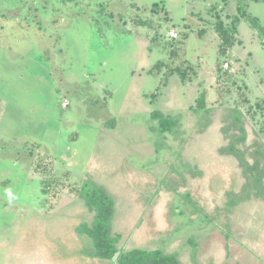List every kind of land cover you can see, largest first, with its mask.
<instances>
[{"label": "rangeland", "instance_id": "obj_1", "mask_svg": "<svg viewBox=\"0 0 264 264\" xmlns=\"http://www.w3.org/2000/svg\"><path fill=\"white\" fill-rule=\"evenodd\" d=\"M134 249L264 264V0H0V264Z\"/></svg>", "mask_w": 264, "mask_h": 264}, {"label": "trees", "instance_id": "obj_2", "mask_svg": "<svg viewBox=\"0 0 264 264\" xmlns=\"http://www.w3.org/2000/svg\"><path fill=\"white\" fill-rule=\"evenodd\" d=\"M243 9L238 8V12L243 15ZM239 19V18H238ZM235 21H237L234 18ZM217 32L221 40L222 52L226 53L228 49L234 45L233 33L225 29L223 22L217 25ZM199 100V105H202ZM159 113L154 112L153 116L157 117ZM175 122L165 118H161L159 124L162 132H169ZM44 191L42 190V193ZM78 196L84 200L86 208L94 214V220L90 228L83 229V233L87 236L92 244V254L97 259L108 260L113 259L118 252L116 247V239L110 236V222L113 214L114 204L110 196H108L101 187H96L87 183L78 190ZM116 264H180L172 255L162 254L158 250L145 251L142 249H134L121 253Z\"/></svg>", "mask_w": 264, "mask_h": 264}, {"label": "built area", "instance_id": "obj_3", "mask_svg": "<svg viewBox=\"0 0 264 264\" xmlns=\"http://www.w3.org/2000/svg\"><path fill=\"white\" fill-rule=\"evenodd\" d=\"M169 37L172 38H176V34L174 32L169 33ZM66 106V104H64V107Z\"/></svg>", "mask_w": 264, "mask_h": 264}, {"label": "water", "instance_id": "obj_4", "mask_svg": "<svg viewBox=\"0 0 264 264\" xmlns=\"http://www.w3.org/2000/svg\"><path fill=\"white\" fill-rule=\"evenodd\" d=\"M117 255H118V252L115 254V256L113 257V259H112V260H114V259L117 257Z\"/></svg>", "mask_w": 264, "mask_h": 264}, {"label": "crops", "instance_id": "obj_5", "mask_svg": "<svg viewBox=\"0 0 264 264\" xmlns=\"http://www.w3.org/2000/svg\"><path fill=\"white\" fill-rule=\"evenodd\" d=\"M243 12H244V10H242ZM243 15H245L244 13H243ZM67 107V105L64 107V108H66ZM67 109V108H66Z\"/></svg>", "mask_w": 264, "mask_h": 264}]
</instances>
